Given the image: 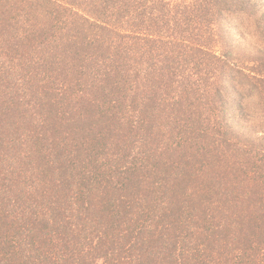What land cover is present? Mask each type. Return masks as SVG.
I'll return each instance as SVG.
<instances>
[{
  "label": "trees",
  "instance_id": "obj_1",
  "mask_svg": "<svg viewBox=\"0 0 264 264\" xmlns=\"http://www.w3.org/2000/svg\"><path fill=\"white\" fill-rule=\"evenodd\" d=\"M262 2L0 0V264H264Z\"/></svg>",
  "mask_w": 264,
  "mask_h": 264
},
{
  "label": "rangeland",
  "instance_id": "obj_2",
  "mask_svg": "<svg viewBox=\"0 0 264 264\" xmlns=\"http://www.w3.org/2000/svg\"><path fill=\"white\" fill-rule=\"evenodd\" d=\"M195 1L198 0H163V2H168L170 4H190ZM199 1L202 2L203 0ZM261 15H264V0L261 3V8L260 10H258L257 15L254 17V19L258 21V17H260ZM191 16L192 18L198 16L197 21L200 28L197 27V29H200V32L198 33L197 31H195L193 29L194 26L187 27V29L193 30L197 35L195 36L194 34H190L188 36V34H185V32H183V38L186 41L192 40L194 43H202L201 45H204L206 48H213L212 51L216 54L221 52L223 53L225 51V45L229 49H232L234 45H237L238 47L236 48V50L227 59L228 63H230L231 66L226 65V68H236V70L243 69L247 72L248 76L254 79L253 81L251 80L253 83L259 84L260 86L261 83H264V59H262L261 56L257 55H255L254 58L251 56L254 52V46L264 43L260 38V34H262V36L264 37V31H255L251 32L250 34H246V32H242V30L236 29L233 30V32H227L225 26H222L220 24L221 18L219 16L218 19L216 17L206 19L204 14H199L197 16L192 14ZM252 21L253 19H250V17H248V19L246 20L248 25L247 28L249 30H255V28H253L251 24ZM31 44L33 45V47L43 45L41 43ZM238 48L239 50H237ZM29 57L30 59H33L38 63L39 61L41 62V59H43V55L39 52L31 54L29 55ZM218 71H220L219 66H212V63L208 62V67L205 68L207 76H203L204 82L212 83L214 82V80H217L216 78L219 74ZM194 73H196V70H194ZM250 117L254 119L255 114L251 113Z\"/></svg>",
  "mask_w": 264,
  "mask_h": 264
}]
</instances>
